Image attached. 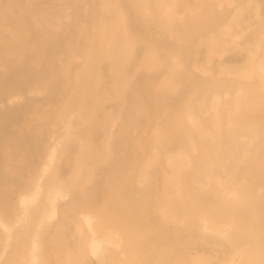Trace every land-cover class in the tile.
<instances>
[{"label":"bare ground","instance_id":"bare-ground-1","mask_svg":"<svg viewBox=\"0 0 264 264\" xmlns=\"http://www.w3.org/2000/svg\"><path fill=\"white\" fill-rule=\"evenodd\" d=\"M234 2L0 0V130L18 116L26 93L51 106L37 146L42 165L32 158L33 171L19 172L28 184L19 191L15 219L6 200L0 206V264H63L46 255L55 241H65L67 230L52 223L60 204L65 221L72 216L86 229L87 251L98 264H165L154 244L162 234L209 241L232 264H264V89L246 79L186 76L184 60L194 52L190 40L218 24ZM155 25L170 36L160 45L153 44ZM77 51L72 74L45 73V57L49 67L52 56L67 62ZM257 69L264 74V53ZM20 71L25 76L8 84ZM139 73H147L144 89L163 76L151 98L132 88ZM124 115L129 123L118 133ZM136 121L141 132L151 125L155 134L143 157L128 161L126 153L139 144L130 134ZM72 154L65 171L60 160ZM164 168L171 172L165 190L173 195L165 192L154 205L159 196L153 189L136 194L144 188L136 183ZM101 171L100 186L113 196L97 203L98 192L89 189ZM2 180L0 194L7 190Z\"/></svg>","mask_w":264,"mask_h":264},{"label":"rangeland","instance_id":"rangeland-1","mask_svg":"<svg viewBox=\"0 0 264 264\" xmlns=\"http://www.w3.org/2000/svg\"><path fill=\"white\" fill-rule=\"evenodd\" d=\"M75 21L74 18L73 22ZM92 27V24H90L86 27V30H91ZM153 31L156 35L153 39V44L155 45H160L164 38L169 39L170 37L169 34L156 25L153 27ZM163 34H166V36ZM70 41L77 45L80 42L82 43L79 38H73ZM189 45L194 47V52L184 54V60L190 67L186 76H193L199 73L209 79H223L224 77L246 79L251 86L260 84L261 88L264 89V74L257 69V63L264 53V0H235L231 5L230 12L227 15H222L218 24H214L209 28L207 33H200L199 36L191 39ZM52 58L49 67H46L48 57L43 59L45 73H47L48 68L53 69L58 76L64 78L69 73H73L74 62L80 59L81 56L77 51L72 56V60L67 62L61 58L59 59L58 56H52ZM137 60L130 67L131 70H134L139 65ZM227 60L234 62L236 67L231 70L227 69L225 64ZM55 61H57L56 64L54 63ZM36 62L35 56L30 60L29 65L26 64V66L30 67ZM53 63L54 67H50ZM146 74H137L133 80L132 88L134 91L137 90L142 98H151V90L157 87L163 76L156 75L154 78L152 77L151 87L149 85L144 89L145 85H142V82ZM23 76H25V71L12 73L8 84ZM144 90H146V93H144ZM187 90L189 92L188 95H190L194 87H189ZM30 95V93H26L18 105V116L14 120H8L0 130V176L3 177V187L7 189L5 193L0 194V206L2 201L6 200L10 208L8 215L11 219H15L17 215L14 207L19 201V191H23L28 184L27 177L21 176L19 172L22 169L33 171V167L30 166L32 158L39 159L36 165L37 168L42 162L43 153L37 148L39 134L51 117V106L49 103H46L43 98L31 101L28 98ZM168 105L162 115L163 118L173 108L171 103ZM5 107L9 110L6 113L10 114L12 108L9 106L10 109L7 105ZM141 116L143 115L141 114ZM128 123L129 117L127 115L122 116L115 126L117 131H119L118 133L123 131L122 126L124 127ZM153 128L154 126L149 125L146 131L143 130L141 132L139 130L140 121L135 122L130 134L139 144L132 146L126 153L128 161L132 158L136 160L140 156L143 157L147 151L148 139L155 134V129ZM173 150L177 153L179 147ZM73 161L74 155L72 154L68 158L61 159L60 165L65 171H68ZM166 172L171 174L170 169L166 170L164 168L160 171L152 172L148 180L136 183L138 187H144L136 194L144 196L148 189H153L159 196V201L152 200L150 202L154 205L158 203L161 205L165 198V192H167L164 180ZM104 175L102 171L98 172L89 189V191H94V193L98 192L97 198H99V201L97 203L102 202L103 198L110 199L113 196L112 191L103 189L100 186L103 185ZM167 194L173 195L170 192H167ZM67 200L64 199L60 203H64ZM62 205L64 204H60L59 212L52 218V223L54 230H60L62 227L67 230L64 235L65 241L61 245L55 241L47 249L48 253L46 251V255L48 254L52 261L60 258L63 264H98V260L87 251L86 229L83 228L82 224L77 223L72 216H69V219L65 221ZM67 210L70 211V209ZM208 243L210 242L206 240H200L196 243L188 240L179 241L173 236L166 239L162 234L154 244L158 246V252L161 254L159 260L165 264H232V261L227 258H220L217 251L208 248ZM185 251L190 253L188 259L184 257ZM194 254L195 256L192 257ZM171 261H175V263ZM110 263V260H107L106 264Z\"/></svg>","mask_w":264,"mask_h":264}]
</instances>
